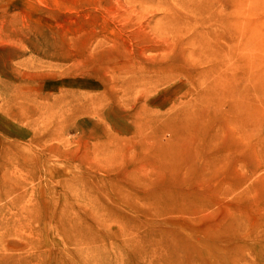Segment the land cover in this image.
Here are the masks:
<instances>
[{"label":"rangeland","instance_id":"rangeland-1","mask_svg":"<svg viewBox=\"0 0 264 264\" xmlns=\"http://www.w3.org/2000/svg\"><path fill=\"white\" fill-rule=\"evenodd\" d=\"M232 7L233 71L148 2L0 0V257L264 264V0Z\"/></svg>","mask_w":264,"mask_h":264},{"label":"bare ground","instance_id":"bare-ground-1","mask_svg":"<svg viewBox=\"0 0 264 264\" xmlns=\"http://www.w3.org/2000/svg\"><path fill=\"white\" fill-rule=\"evenodd\" d=\"M132 1V0H131ZM143 2H148L154 6L155 9L153 11H156L157 9H160L164 11L165 18L162 22L156 24V26L152 27V31H155L156 34H163L168 36L170 45H177L178 43L182 42L184 44L192 45L193 51H196L200 55H204L206 52V48L208 46L213 45L214 54L218 57L220 55L225 56L226 53L232 54L231 61H229L228 66L231 71L236 70L238 67V62L233 63L234 53L237 52L236 49L239 48V45L237 43V38L235 36V28H234V22L231 18L230 19H220V14L218 11L215 10V5L218 0H141ZM238 0H225V3H230L233 5L232 8H235ZM232 8H230L229 11H232ZM127 13V12H126ZM130 13V12H129ZM231 20L233 22H231ZM132 20H130L131 22ZM232 24V25H231ZM224 31V32H223ZM222 35L225 39V42L227 40V43H225L222 46L221 38ZM227 45V46H226ZM223 63V62H221ZM226 63V62H225ZM201 83L203 87L202 91L198 92L199 96L210 94L211 90L209 89L212 80H209L206 75V70H202L201 72ZM206 79L208 81H206ZM236 79V76L232 79L227 86L234 85V81ZM206 82V83H205ZM205 83V84H204ZM223 83H219L217 86L221 87ZM213 82V86H214ZM216 86V85H215ZM231 89V88H229ZM236 90V89H235ZM226 93L228 94V90H226ZM204 114H199L198 116H195L191 121H189V124H196V127L199 126L202 121ZM192 118V117H191ZM203 118V119H202ZM189 120V117H188ZM189 127L188 129L186 126L184 127L185 134L189 133ZM199 138V136H198ZM197 138L196 145H199V141L203 143L202 137L200 139ZM188 141V137L186 138ZM200 143V144H201ZM203 153H200V156H202ZM7 180L10 184H12L13 179L11 177H7ZM11 181V182H10ZM15 186V182L12 184ZM21 197L20 195H17L11 199L14 200V204L18 206V199ZM16 223L22 224V220L14 219L13 220ZM34 230L32 231L33 234H37L40 232L38 228V224L36 223L34 225ZM37 239H31L27 240L24 245H21L22 252H19L18 254L14 255H4L0 257V264H27L29 263V259H33V256H30L32 252L36 250V247L33 245L36 243ZM92 241H90L91 243ZM95 244V242L93 243ZM95 245H93V248ZM171 246L173 247V242H171ZM40 246H38V249ZM174 248V247H173ZM19 249V250H21ZM225 253V251H224ZM227 255L230 257V254L226 251ZM231 258V257H230ZM168 261L167 259L165 260ZM27 262V263H26ZM172 260L170 261V263ZM171 264H177L175 262H172Z\"/></svg>","mask_w":264,"mask_h":264}]
</instances>
